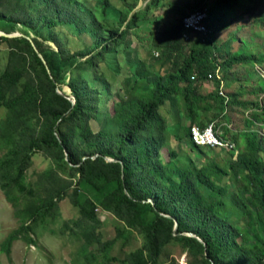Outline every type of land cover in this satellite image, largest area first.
<instances>
[{
	"label": "trees",
	"instance_id": "trees-1",
	"mask_svg": "<svg viewBox=\"0 0 264 264\" xmlns=\"http://www.w3.org/2000/svg\"><path fill=\"white\" fill-rule=\"evenodd\" d=\"M138 1L95 0L94 9H87L86 0H0V31L21 33L19 37L0 36V45L5 48L4 65H0V109L7 114L6 121L0 122V149L4 150L0 189L7 196L18 190L34 199L20 227L1 243V251L8 257L14 241L32 243L28 236L32 226L43 222L61 201L69 199L79 213L74 227L86 230V241L98 222V209L123 224L111 240L101 241L96 235L104 264H166L162 251L170 244L181 247L188 264H264L263 143L255 131L242 132L243 149L234 157L236 146L231 152L200 147L190 138L193 125L204 128L218 119L214 113L208 120L205 113L218 106L222 116L230 100L234 103L227 94H219V85L224 81L215 77L216 71L234 64L259 65L251 54L238 51L220 62L214 57V33L226 28L225 16L231 14L232 7H242L243 2H173L171 6L179 18L160 35L159 28L150 31L148 47L153 49V57L144 67L157 71L160 63L163 73L143 75L145 71L138 64L134 80L128 77L124 81L125 107L107 118L108 128L93 131L90 126L97 115L101 91L91 86L88 74L108 61L112 49L124 43L132 26L156 20L148 21V13L156 12L161 1L143 0L144 6L134 11ZM249 2L250 9L257 8L256 22L264 24V0ZM113 11L120 15L112 22L113 28H105L103 20L107 21ZM195 11L206 14L205 34L183 26V19ZM93 12L102 22L96 21ZM76 23L90 28L95 35L94 54L69 52L62 46L54 29L66 25L76 28ZM40 27L50 30L48 39L33 37ZM207 81L213 82L217 90L203 95L200 85ZM64 83L70 95L63 91ZM165 103L173 108L177 103L179 110L174 109L173 116L190 119L188 125L177 122L173 128L167 127L166 118L158 113ZM261 111L264 113V108ZM253 123L247 121L249 126ZM221 135L234 145L238 139L226 127ZM180 144L189 145V152L200 163L180 158ZM221 151L228 152L231 159H204V155ZM36 153L53 164L40 179L43 195H34L23 178ZM238 215L244 223L241 228L234 220ZM134 234L142 239L140 247L122 260L111 255L118 241L126 246ZM96 263V255L83 256L82 264Z\"/></svg>",
	"mask_w": 264,
	"mask_h": 264
},
{
	"label": "rangeland",
	"instance_id": "rangeland-1",
	"mask_svg": "<svg viewBox=\"0 0 264 264\" xmlns=\"http://www.w3.org/2000/svg\"><path fill=\"white\" fill-rule=\"evenodd\" d=\"M160 1L161 4L156 12L152 11L148 13V21L153 20L155 17L156 20L144 26L140 25V28L137 24L132 26L124 43L112 49L108 61L98 64V71L88 74L92 83L91 86L101 91V102L97 109V115L90 121L93 131L108 128L107 118L125 107L127 101L125 90H127V85L124 81L128 77L131 79V82L134 80L138 64H141V69L145 71L143 75L154 74L153 72L157 71L161 74L163 73L164 68L159 69L160 63L156 65L157 71L144 68L146 67L145 64L151 61L150 57H153L151 53L153 49L148 47V39L151 35L150 31L159 28L158 35H160L162 29L176 22L179 17L173 11V7L171 6L173 2L184 4L192 0ZM94 2L95 0H86V7H84L94 9ZM240 2H243V8L232 7L231 14L225 16L226 20L223 22L225 25L228 23L226 28L214 33L213 41L216 44V49L213 50L214 57H217V60L220 62L222 59L228 58L231 54L238 51L237 54H251L255 59L259 60V65L234 64L228 69L218 72V75H215V77L218 80L220 77L224 81L222 82V91L220 88H218V91L227 94L229 100L232 98L234 103L230 100L227 108L224 107L226 110H224L225 114L222 116L219 114L218 106H214L212 111L204 115L208 120L214 113L218 116V119L213 123L216 125L220 135L226 127L231 135L238 136L235 142L236 150L233 153L234 157L238 153L237 151L243 149L239 135L242 132L255 131L264 146V113L261 111L264 108V24L256 22L258 18L257 8L250 9L252 4L249 0H240ZM144 4L143 0H139L138 6H136L134 11L143 7ZM185 13H189V11L185 10ZM119 15L120 13L116 11L111 12V15L107 17V21L103 20L102 24L105 28H113L114 23L112 22L117 21L116 18ZM93 16L97 18L96 20L94 17L96 21L102 22L97 12H93ZM126 24L127 22L123 27ZM40 25H42V22H40ZM71 27L66 25L54 29L59 36L62 46L69 52L83 51L94 54L96 50L93 51V43L96 37H94L95 35L93 36L90 28L78 23H76V28ZM39 31V34L36 36L32 34L35 39H48L50 30L44 27ZM12 34L21 35L19 30H16ZM229 38L231 43L227 44ZM48 45L57 50L53 43L49 42ZM4 51V46L0 45V65L2 66L5 61ZM154 52L157 53V50H154ZM66 81H68V76H66ZM62 88L67 95H70V89L65 83L62 85ZM216 90L217 86L210 81L200 85V91L203 95L215 92ZM68 98L72 100L70 96ZM242 103L247 105L244 107L241 105ZM174 109L175 111L179 110L177 103H175L174 108L172 105L167 106V103L159 108L158 113L161 115L160 117L166 118V126L173 128L177 122L188 125L190 119H183L181 115L179 116L180 118L178 116L174 118ZM6 116L5 110L1 108L0 122L6 121ZM248 120L254 123L249 126L247 124ZM206 122L205 120L204 123ZM178 147L180 158L189 157L196 164L200 163L189 152V145L180 144ZM3 152L4 150L0 149V158ZM213 158L220 159V162L221 160L228 161V159H231L229 153L223 151L204 155V159ZM52 165V161L41 153H36L33 156L30 166L23 174V178L25 185L33 189L34 195H43L45 193L41 189L40 179L43 173L51 168ZM232 196H235V192L232 193ZM33 201L34 199L26 198V195L21 194L18 190H14L12 194L7 196L0 189V264H82L83 256L88 253L96 255V264H104L98 254L96 235H99L101 241L111 240L115 238L116 230L120 229L123 224L109 213L98 209V222L93 228L90 239L86 241L84 237L86 230L82 231L74 227L73 223L77 220L79 213L69 199L61 201L58 209L43 222H38L32 226V230L28 234L33 241L32 243L20 239L14 241L11 245L10 256L7 257L1 251V243L12 231L20 227L24 213L30 209V204ZM236 217H234L236 226L238 228L243 227L244 223L240 215ZM88 231H91V228H88ZM141 245L142 239L139 235L134 234L126 246H121V241H118L113 246L111 255L122 260L130 251ZM162 260L166 264H188L186 253L180 246L175 244H170L163 249Z\"/></svg>",
	"mask_w": 264,
	"mask_h": 264
},
{
	"label": "built area",
	"instance_id": "built-area-1",
	"mask_svg": "<svg viewBox=\"0 0 264 264\" xmlns=\"http://www.w3.org/2000/svg\"><path fill=\"white\" fill-rule=\"evenodd\" d=\"M206 14L201 11H195L183 19V26L185 29L193 30L202 34L206 33V28L203 25V20L205 19ZM187 39V38H186ZM218 75V70L216 71ZM210 79V78H209ZM222 91L223 86L222 82L219 86ZM219 91V94L225 96L224 93ZM190 138L194 145L200 147H210V148H222L225 151H234V144L224 140L218 133L217 128L214 123H209L204 128H200L196 125H193L190 128Z\"/></svg>",
	"mask_w": 264,
	"mask_h": 264
},
{
	"label": "water",
	"instance_id": "water-1",
	"mask_svg": "<svg viewBox=\"0 0 264 264\" xmlns=\"http://www.w3.org/2000/svg\"><path fill=\"white\" fill-rule=\"evenodd\" d=\"M0 36H4V37H8V38H12V37H19V36H21V35H20V34H5V33H3V32L0 31ZM25 38L28 39L29 42H30V44L34 47V45H33L32 41H31V39H30L29 37H25ZM38 57H39L42 61H44L43 58H42V56H41V54H38ZM59 93H60V92H59ZM71 101H72V103H74L73 100H71ZM106 160H107V161H112L111 159H108V158H106ZM176 227H177V224L174 225V230L176 229ZM189 236H193V237H194L193 234H189Z\"/></svg>",
	"mask_w": 264,
	"mask_h": 264
},
{
	"label": "clouds",
	"instance_id": "clouds-1",
	"mask_svg": "<svg viewBox=\"0 0 264 264\" xmlns=\"http://www.w3.org/2000/svg\"><path fill=\"white\" fill-rule=\"evenodd\" d=\"M220 86V85H219ZM222 86H223V84H222ZM234 144V143H233ZM235 146V145H234Z\"/></svg>",
	"mask_w": 264,
	"mask_h": 264
}]
</instances>
